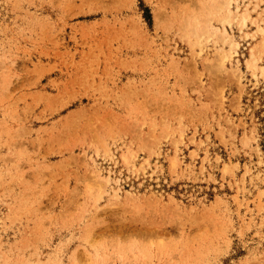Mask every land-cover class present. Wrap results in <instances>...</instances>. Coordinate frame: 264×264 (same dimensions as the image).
<instances>
[{
    "label": "rangeland",
    "instance_id": "obj_1",
    "mask_svg": "<svg viewBox=\"0 0 264 264\" xmlns=\"http://www.w3.org/2000/svg\"><path fill=\"white\" fill-rule=\"evenodd\" d=\"M0 264H264V0H0Z\"/></svg>",
    "mask_w": 264,
    "mask_h": 264
},
{
    "label": "bare ground",
    "instance_id": "obj_2",
    "mask_svg": "<svg viewBox=\"0 0 264 264\" xmlns=\"http://www.w3.org/2000/svg\"><path fill=\"white\" fill-rule=\"evenodd\" d=\"M238 8H239V6L236 5V9H238ZM246 8H247V6L243 9V11H242V12L240 13V15H239L242 24H245V23H246V20H247L248 17H249V14H247L246 11H245V10H247ZM229 43H230V45H232V46H234V45L237 44L236 41H235L233 38H231V39L229 40ZM248 65L254 67V65H253V61H251V62L248 61ZM122 158L125 160V159H126V156L123 154V155H122ZM172 163H175V158H173ZM108 179H109V178L106 177V181H107ZM115 191H116V190H115ZM115 191H114V192H115ZM117 193H118V191L115 192V194H117Z\"/></svg>",
    "mask_w": 264,
    "mask_h": 264
}]
</instances>
